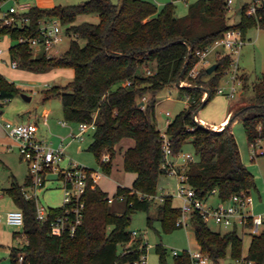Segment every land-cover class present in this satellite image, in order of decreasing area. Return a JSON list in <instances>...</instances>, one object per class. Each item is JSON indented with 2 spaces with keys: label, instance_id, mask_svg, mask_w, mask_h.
I'll use <instances>...</instances> for the list:
<instances>
[{
  "label": "trees",
  "instance_id": "1",
  "mask_svg": "<svg viewBox=\"0 0 264 264\" xmlns=\"http://www.w3.org/2000/svg\"><path fill=\"white\" fill-rule=\"evenodd\" d=\"M175 1H168L160 10L150 0H88L52 8L31 6L21 15L27 19L21 27L6 26L1 30V34L17 40L9 53L11 59L18 60L19 69L35 73L59 66L73 69L72 81L64 87L48 88L44 99L59 97L68 122H95L89 150L99 161L109 154L108 162L101 160L105 172L112 170L118 144L124 138L135 140L123 153V167L134 173L135 179L132 187L119 185L114 196L122 197L125 209L119 212L113 208L108 193L97 183L94 188L89 186L83 224L73 237L52 235L49 224L36 218L35 200L27 199L22 191L31 178L27 176L23 184L14 178L7 192L24 212L23 230L28 242L23 247H11V264H19V254H24L25 264H125L140 256L147 246L140 236L129 246L131 251L124 252L131 240L132 218L139 210H149L154 200L148 196L158 193L159 178L166 175L156 93L177 80L187 79L191 83L178 86L188 102L167 124L166 132L174 154L182 152L186 144L193 146L195 159L186 165L189 185L200 198H207L216 190L222 201L255 187L254 175L242 160L231 123L241 119L249 142L264 138V75L254 84L255 97L249 107L238 114L243 107L236 109L229 125L214 130L201 126L195 115L218 94L234 54L218 52L215 63L219 66L211 74L208 67L200 68L196 76L189 74L198 61L197 51L213 44L227 30L240 29L246 38L249 29H264V0L256 15L246 13V3L240 21L234 25L228 22L230 9L226 0H196L182 17L176 14ZM81 14H97L99 22L74 24ZM48 17L59 18L74 38L61 56L42 53L34 57L29 45L19 43L18 39L36 33L40 20ZM80 40H85V44ZM147 68L152 70L151 74H147ZM243 79L246 87V77ZM205 91L208 96L202 99ZM0 92L2 97L11 99L20 88L0 74ZM148 94L149 99L143 102ZM89 184H93V179ZM180 215L181 207L174 205L173 196L159 204L158 217L165 229L181 227L177 223ZM151 220L148 219L149 224ZM191 223L201 250L213 262L220 264L228 254L234 259L241 257L242 238L238 230L214 231L196 213ZM155 248L159 264H191L186 251L174 255L173 262H169L167 248L162 244ZM248 256L257 264H264V231L253 237Z\"/></svg>",
  "mask_w": 264,
  "mask_h": 264
},
{
  "label": "rangeland",
  "instance_id": "2",
  "mask_svg": "<svg viewBox=\"0 0 264 264\" xmlns=\"http://www.w3.org/2000/svg\"><path fill=\"white\" fill-rule=\"evenodd\" d=\"M88 0H6L2 8L9 9L11 6L18 4L29 3L31 6H38L41 8H52L57 5H76ZM153 1L160 10L165 3L170 0H150ZM196 0H176L175 9L177 16H185L188 12L189 4ZM230 10L228 11V22L231 25L238 23L242 16V8L246 3H251L252 0H233ZM28 9L19 10L14 26L21 27L23 15ZM82 22H99L97 14H81L77 17L74 24ZM73 35L68 34L63 42L57 47L58 53L56 56L63 55L70 47ZM17 40L13 39L11 35L5 34L0 40V47L6 50L5 58L7 61L0 63V72L9 81L14 82L20 88V92L15 95L11 100L2 106V115L0 116V130H4V123L6 121H29L38 122L39 127L36 129V136L47 140L52 147H59L62 143L61 135L71 133V128H75V123L69 122V126H63L60 120H65L63 113L62 100L53 96L47 100L45 97V90L53 86L64 87L68 85L73 79V69L71 67L59 66L44 73L29 72L22 69H12L9 66L10 61V48L15 45ZM81 44H85V40H80ZM34 57L42 55L41 51H34ZM240 73L246 77V87L244 95L237 94L235 97H227L225 95L216 94L204 107L199 109L196 113V119L199 123L207 128L225 127L229 123L233 113L232 110L245 107L254 101V84L259 81L264 75V29L253 27L247 32V39L239 54L237 55ZM244 83V79H243ZM241 89V90H242ZM240 90V91H241ZM22 94L30 96L31 99H25ZM146 100L150 95L146 96ZM156 117L158 126L162 131L167 128L168 121H172L175 116L187 106V99L184 98L179 90L176 82L165 85L161 90L156 93ZM171 113L170 116L166 112ZM48 119L49 125L45 124V119ZM224 124L222 120L227 119ZM231 130L234 133L243 162L252 172L255 178V187L251 189L254 198L252 211L255 215L264 213V156H257L255 159L251 158L250 142L247 138L243 122L241 119H236L231 123ZM6 134V133H5ZM7 136V135H6ZM42 138V137H41ZM8 140V138L6 137ZM93 133L89 132L85 135L83 142L72 141L69 143L70 138L64 142L66 145V153L73 161L86 166L95 173H100L101 177L98 179V185L108 193L110 202L113 208L122 212L125 209V202L114 198L118 185L132 187L135 174L125 171L123 167V157L120 154V148L126 146L128 141L130 145L135 144L133 138H124L119 143L118 155L113 161V167L110 173L104 171L101 160L99 161L93 151L89 150V146L93 141ZM68 143V144H67ZM124 145V146H123ZM192 153L194 149L191 144H186L182 152L176 158L178 163H182V154ZM0 158L4 160L8 166L0 163V212L4 215L10 210L17 209L14 199L7 193L5 189L9 188L14 180L23 184L28 174V165L20 156L17 149L13 152H3ZM178 179L175 176L161 175L158 182V195L162 191L173 196V203L175 206H181L182 201L176 196ZM57 181H54L51 188L41 195L42 203L48 206H58L62 200V190L57 187ZM219 198L213 196L210 202L217 204ZM160 202L154 200L148 211L139 210L132 218L130 231L137 230L139 236L143 238L144 242L148 245L147 250V264H159V255L156 251V245L162 244L167 248V260L173 262L174 255L172 249H180L181 253L186 249L196 250L200 246L197 242L193 224L190 223L188 227H177L173 230H167L163 227L161 220L158 217V208ZM152 218L151 224L148 219ZM214 231L222 233L228 232L229 229L221 227L214 222L208 224ZM18 236H14V234ZM242 253L241 256L247 257L249 255V248L252 242V236H242ZM24 241L22 230L8 225L3 221V226L0 228V264H11L10 252L11 247L18 246L20 242ZM216 264V263H215ZM220 264H236L230 254L220 261Z\"/></svg>",
  "mask_w": 264,
  "mask_h": 264
},
{
  "label": "built area",
  "instance_id": "3",
  "mask_svg": "<svg viewBox=\"0 0 264 264\" xmlns=\"http://www.w3.org/2000/svg\"><path fill=\"white\" fill-rule=\"evenodd\" d=\"M6 1V0H4ZM0 4V40L3 38L1 30L6 26H14L19 10L28 9L27 5L18 4L4 10ZM18 1V0H15ZM229 9L233 4V0H226ZM261 4V0H252L247 9L248 15H256ZM23 21L27 19L22 17ZM67 27L57 17L43 18L39 22L36 33L20 37L19 43L28 44L34 51H41L48 57L56 56L59 51L57 47L64 38L68 35ZM246 42L243 37V32L240 29H229L224 36L216 40L213 44L202 50L197 51L198 61L190 71V76H196L199 69L209 67L215 63L216 54L220 51L232 52L234 54L231 67L226 70L222 84L217 90L218 94L227 97H235L243 88V78L240 73L237 55ZM5 53V49L0 47V56ZM9 66L12 69H19L17 59H11ZM152 70L147 68V74H151ZM178 86H187L191 83L185 80H177ZM208 96L205 91L202 99ZM146 96L143 97V102L146 101ZM11 100L4 98L0 92V116L2 115V106ZM170 116L169 111L166 112ZM196 119V116H195ZM198 122V120L196 119ZM170 121H168L169 123ZM63 126H67L66 120L60 121ZM167 123V124H168ZM199 123V122H198ZM6 135L10 137L17 145L21 159L28 165V176L31 178V183L24 185L22 191L27 199H33L36 203V218L42 223H48L52 235L75 236L81 225L83 224L86 200L85 194L89 186L95 187V183L99 175L80 163L73 161L66 153V145L62 141L57 148L52 147L47 141L39 139L36 136V124L33 122L16 123L6 121L3 125ZM95 122H82L78 124L77 132L71 131L69 138L70 142H83L85 135L95 129ZM223 129V127L221 128ZM217 129V130H221ZM161 130V129H160ZM164 161L162 167L166 171V175L175 176L178 179L176 196L181 199V215L177 223L181 227H188L191 223V218L194 213L199 215L206 223L214 222L215 224L232 230H238L242 236H256L264 231V213L255 215L252 211L254 198L251 190H244L233 194L228 200L222 201L213 190L207 198H200L196 190L187 182L186 165L195 159L192 153L182 154V163H178L177 157L180 155L174 154L172 150V141L166 130L162 131ZM68 144V143H67ZM11 148L9 147L8 150ZM251 158L264 156V138L259 137L250 142ZM103 162H106V157L103 156ZM93 179V184H89V180ZM49 181H57L62 190V200L59 206L52 207L45 205L41 200V191L46 189ZM167 196H172L164 191L161 195H149L148 198L164 202ZM217 196L219 201L217 204L210 202V198ZM122 199V197H120ZM111 201V200H110ZM55 210H60L56 213ZM8 225L15 226L22 230L24 241L18 246L23 247L27 242V236L24 233L25 216L21 208L6 212L5 217L0 212V228L3 226V221ZM139 237L137 230L131 231V240L126 245L124 252H129V246L132 245L134 239ZM145 243V242H144ZM146 244V243H145ZM147 245V244H146ZM147 250L140 254L134 261H129L125 264H147ZM189 254L191 264H215L208 254L204 253L199 247L196 250H183ZM173 255L181 254L180 249H172ZM24 254H19V264H25ZM236 264H257L249 256H241L236 259Z\"/></svg>",
  "mask_w": 264,
  "mask_h": 264
},
{
  "label": "crops",
  "instance_id": "4",
  "mask_svg": "<svg viewBox=\"0 0 264 264\" xmlns=\"http://www.w3.org/2000/svg\"><path fill=\"white\" fill-rule=\"evenodd\" d=\"M22 5H27V7H28V9L31 7V5L29 4V3H23ZM246 39H247V35H246ZM5 53H6V50H5ZM5 53L3 54V55H1L0 56V63H3L4 61H7L6 60V58L4 57L5 56ZM10 60H11V58H10ZM0 74H1V72H0ZM243 88H244V86H243ZM244 93H245V91H244V89H242L241 91H240V95H244ZM242 107V106H241ZM240 108V107H239ZM239 108H236V109H239ZM236 109H234V110H232V113L236 110ZM60 121H62V120H60ZM223 122H224V124L228 121V118L227 119H224V120H222ZM14 122V121H13ZM22 122H29V121H19V122H16V123H22ZM68 122V121H67ZM34 123V122H33ZM157 123H158V120H157ZM36 124V129L39 127V123L38 122H36L35 123ZM45 124L46 125H48V126H50L49 125V122H48V119L46 118L45 119ZM201 124V123H200ZM62 125V124H61ZM227 125V124H226ZM68 127H70L69 126V122H68V125H67ZM66 127V126H65ZM77 127H78V124H75V128L77 129ZM159 127V126H158ZM71 128V131H75V129L74 128H72V127H70ZM222 128V126L221 127H219V128H214V130H217V129H221ZM160 129V128H159ZM213 129V128H212ZM6 132H4V133H2L1 132V130H0V154L2 153V151L4 152H13L15 149H17L18 150V147H17V145H16V143L10 138V137H8V136H6V134H5ZM91 133H93V131H91ZM6 137L8 138V140L6 139ZM42 137V138H41ZM41 137H38L39 139H42V140H45L44 138H43V135L41 136ZM67 138H69V136L66 134H62L61 135V139H62V141H65ZM45 141H47V140H45ZM126 143H128L126 146H124L123 148H120V154H121V156L123 157V153H124V151L128 148V147H130L131 145V143H130V141H128V142H126ZM133 146V145H132ZM9 147L11 148L10 150H8L9 149ZM117 149H118V151H119V144H118V146H117ZM117 155H118V152H117ZM116 155V156H117ZM104 157H106V162H108L109 161V158H110V156H109V154H104L103 155ZM3 163L5 166H8V164L4 161V160H2L1 158H0V163ZM98 175H99V177H101V175H100V173H97ZM27 176H28V174H27ZM27 176H26V178H27ZM136 176V175H135ZM99 179V178H98ZM98 179H97V181H96V183L98 184ZM134 179H135V177H134ZM134 179H133V181H134ZM26 180V179H25ZM25 182V181H24ZM54 181H49V183H48V186H47V188L46 189H43L42 191H41V195H43V193L45 192V191H47L48 189H50L51 188V185H52V183H53ZM95 183V184H96ZM133 184V183H132ZM57 187H59L60 188V186H59V184L57 183ZM120 185V184H119ZM118 185V186H119ZM121 186H123V185H121ZM11 187V186H10ZM9 187V188H10ZM8 189V188H7ZM7 189H5L4 190V192H7ZM61 189V188H60ZM8 193V192H7ZM211 199V198H210ZM60 205V204H59ZM58 205V206H59ZM17 206V205H16ZM56 207V206H55ZM17 208H19L18 206H17ZM14 236H18V235H14ZM20 242V241H19Z\"/></svg>",
  "mask_w": 264,
  "mask_h": 264
},
{
  "label": "water",
  "instance_id": "5",
  "mask_svg": "<svg viewBox=\"0 0 264 264\" xmlns=\"http://www.w3.org/2000/svg\"><path fill=\"white\" fill-rule=\"evenodd\" d=\"M218 66H219V65H218L217 62H216V63H213L212 65H210V66L207 68L208 73H209V74L213 73V72L218 68ZM22 96H23L25 99H27V100H30V99H31V97H30V96H27L26 94H22ZM142 104H143V103H142ZM248 107H249V105L243 107V108H242L240 111H238L236 114H238V113H240L241 111L247 109ZM234 116H235V115H234ZM234 116L231 117V119L229 120V122L234 118ZM227 125H229V123H228ZM201 126H203V125L201 124Z\"/></svg>",
  "mask_w": 264,
  "mask_h": 264
}]
</instances>
